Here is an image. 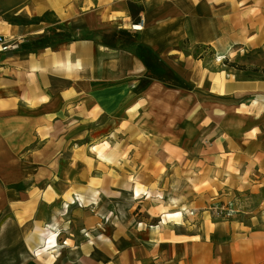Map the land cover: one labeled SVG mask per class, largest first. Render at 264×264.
Masks as SVG:
<instances>
[{"label": "crops", "instance_id": "crops-1", "mask_svg": "<svg viewBox=\"0 0 264 264\" xmlns=\"http://www.w3.org/2000/svg\"><path fill=\"white\" fill-rule=\"evenodd\" d=\"M0 35V156L47 183L46 264H264V225L204 206L264 192V77L224 67L264 66V0H0Z\"/></svg>", "mask_w": 264, "mask_h": 264}, {"label": "rangeland", "instance_id": "rangeland-1", "mask_svg": "<svg viewBox=\"0 0 264 264\" xmlns=\"http://www.w3.org/2000/svg\"><path fill=\"white\" fill-rule=\"evenodd\" d=\"M212 56L205 57V62L209 66L212 65V61L218 59L214 56L212 60ZM218 60L220 61V59ZM221 60L223 61V59ZM253 61L254 55L250 53L246 58H232L231 62H234L236 66L233 67L225 63L224 67L235 70L240 73V76L264 77V70H262L264 66L261 68L257 66L244 67V65H241L242 63H253ZM236 67H242V69ZM153 74L154 76L156 75L155 73ZM156 76L160 78L164 77L165 80H169L170 78L168 72ZM188 124L187 120L182 121L184 137L182 139H184V145L192 143L196 137ZM184 129H186V132ZM3 151L5 152L4 149H0V153ZM25 155L26 151L24 150L18 154L15 152L12 156H0L4 159V162L0 163V264H46L45 259L50 253L46 251L57 244L56 237L58 232L55 234L54 239H47L45 236L49 232L44 231L45 236L41 239V243L33 247L28 239H24L25 228L33 210V205L29 201H26L27 196H29L28 193L34 187L39 186L40 188H44L47 185L46 181L39 183L36 180L28 179L29 164ZM186 186L175 189L179 191L183 204H185L188 198L186 189H184ZM169 187L166 186L168 189ZM262 198H264L263 191L261 197L260 194L249 190H243L239 193L232 191L214 196L204 206L207 209L229 210L232 214L238 216L242 223L250 225L253 228H258L264 225V205H260V202L264 200ZM72 203H75L78 207L84 206L78 198L73 199ZM176 215L179 216L180 213L177 212ZM38 225L40 224L38 223ZM44 228L46 227L44 226Z\"/></svg>", "mask_w": 264, "mask_h": 264}, {"label": "built area", "instance_id": "built-area-1", "mask_svg": "<svg viewBox=\"0 0 264 264\" xmlns=\"http://www.w3.org/2000/svg\"><path fill=\"white\" fill-rule=\"evenodd\" d=\"M134 29H138L141 27V25L137 24V25H133ZM12 45L10 42H8L4 36L0 35V51H4L7 50L8 48H10Z\"/></svg>", "mask_w": 264, "mask_h": 264}, {"label": "trees", "instance_id": "trees-1", "mask_svg": "<svg viewBox=\"0 0 264 264\" xmlns=\"http://www.w3.org/2000/svg\"><path fill=\"white\" fill-rule=\"evenodd\" d=\"M224 63H226L227 65L233 66V67L236 66L234 62H227V61H225ZM236 68L242 69V67H236ZM262 70H264V68ZM181 86H183V85H181Z\"/></svg>", "mask_w": 264, "mask_h": 264}, {"label": "bare ground", "instance_id": "bare-ground-1", "mask_svg": "<svg viewBox=\"0 0 264 264\" xmlns=\"http://www.w3.org/2000/svg\"><path fill=\"white\" fill-rule=\"evenodd\" d=\"M221 60V59H220ZM63 211V210H62ZM66 212V211H65ZM49 226V225H48ZM53 235V234H51ZM56 247H58V244H55V246H53L51 249L47 250L46 252H53V250L56 252Z\"/></svg>", "mask_w": 264, "mask_h": 264}]
</instances>
